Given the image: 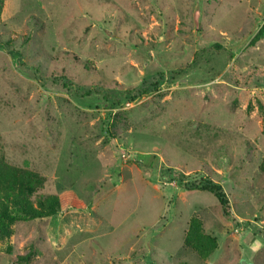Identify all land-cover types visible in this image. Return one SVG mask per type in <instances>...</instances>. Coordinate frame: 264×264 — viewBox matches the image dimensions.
I'll return each instance as SVG.
<instances>
[{
    "label": "rangeland",
    "instance_id": "obj_1",
    "mask_svg": "<svg viewBox=\"0 0 264 264\" xmlns=\"http://www.w3.org/2000/svg\"><path fill=\"white\" fill-rule=\"evenodd\" d=\"M263 23L264 0H4L0 154L83 207L13 224L0 264H264Z\"/></svg>",
    "mask_w": 264,
    "mask_h": 264
},
{
    "label": "trees",
    "instance_id": "obj_2",
    "mask_svg": "<svg viewBox=\"0 0 264 264\" xmlns=\"http://www.w3.org/2000/svg\"><path fill=\"white\" fill-rule=\"evenodd\" d=\"M4 0H0V12ZM264 35V23L255 37ZM264 171V162L262 163ZM43 176L27 167L15 166L0 154V239L11 233V226L20 221L44 220L62 210H79L83 207L75 192L66 191L33 200V195L43 185ZM116 185V181L113 182ZM192 189L207 190L219 200L224 213H228V201L218 183L205 180L191 184ZM186 235L187 244L199 251L202 257L210 255L217 246L216 239L204 234L201 221L192 217Z\"/></svg>",
    "mask_w": 264,
    "mask_h": 264
}]
</instances>
